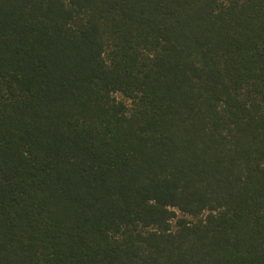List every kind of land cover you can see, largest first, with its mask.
I'll use <instances>...</instances> for the list:
<instances>
[{
  "label": "trees",
  "instance_id": "1",
  "mask_svg": "<svg viewBox=\"0 0 264 264\" xmlns=\"http://www.w3.org/2000/svg\"><path fill=\"white\" fill-rule=\"evenodd\" d=\"M0 264H264V0H0Z\"/></svg>",
  "mask_w": 264,
  "mask_h": 264
}]
</instances>
